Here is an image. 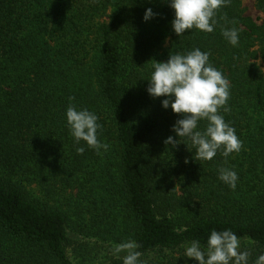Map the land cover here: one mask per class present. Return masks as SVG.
<instances>
[{"label":"trees","instance_id":"trees-1","mask_svg":"<svg viewBox=\"0 0 264 264\" xmlns=\"http://www.w3.org/2000/svg\"><path fill=\"white\" fill-rule=\"evenodd\" d=\"M255 5L260 23L231 0L212 33L179 37L170 0H0V264H73L76 236L81 250L132 240L147 264H199L185 246L206 247L213 230L235 233L249 264L264 254V0ZM233 27L237 46L222 35ZM195 48L231 85L221 115L243 148L227 158L196 161L187 138L166 145L182 117L147 91L154 63ZM70 105L99 117L107 151L74 142ZM221 168L238 174L235 190Z\"/></svg>","mask_w":264,"mask_h":264},{"label":"clouds","instance_id":"clouds-1","mask_svg":"<svg viewBox=\"0 0 264 264\" xmlns=\"http://www.w3.org/2000/svg\"><path fill=\"white\" fill-rule=\"evenodd\" d=\"M230 3L231 0H170V7L175 10L172 28L179 37L192 30L212 33L218 12ZM155 15L148 8L143 19L147 21ZM222 19H227L226 15ZM222 35L231 45H238L237 28H223ZM209 58L210 53L199 48L170 55L166 62L153 64L154 71L147 88L153 98L166 97L162 100V106L165 109L171 106L172 111L182 117L173 125L179 140L169 136L164 143L175 146L184 142L180 138H187L191 142V149H195L196 161H211L218 152L227 158L232 153L238 154L243 148V141L235 128L221 115V110L230 111V82L210 63ZM98 120L99 117L86 108L78 110L70 105L66 110V123L74 142L79 144L84 141L100 154L101 149L107 151L109 146L98 138V130L103 127ZM200 121H206L203 130H199ZM76 151L83 154L85 149L78 147ZM218 178L232 190H235L239 179L238 174L228 168L219 169ZM139 247L137 242L129 240L117 244L112 251L116 255L126 253L123 264H147L141 259ZM184 256L194 258L199 264H249L251 252L241 250L240 238L231 230H213L206 247L202 248L200 241L192 240L185 246ZM254 264H264V254L259 255Z\"/></svg>","mask_w":264,"mask_h":264},{"label":"rangeland","instance_id":"rangeland-1","mask_svg":"<svg viewBox=\"0 0 264 264\" xmlns=\"http://www.w3.org/2000/svg\"><path fill=\"white\" fill-rule=\"evenodd\" d=\"M245 13L251 16L258 23L261 22L263 14L259 11L255 5V0H244ZM77 241L74 247L71 248L70 256L73 264H107L111 259L117 258L118 255L113 253V248L117 244H111L109 242H96L92 241L91 246L87 250L79 249L80 245H85L87 242H79V237L76 236Z\"/></svg>","mask_w":264,"mask_h":264}]
</instances>
